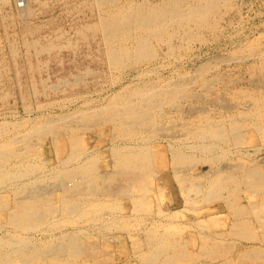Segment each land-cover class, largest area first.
I'll use <instances>...</instances> for the list:
<instances>
[{
	"label": "bare ground",
	"instance_id": "6f19581e",
	"mask_svg": "<svg viewBox=\"0 0 264 264\" xmlns=\"http://www.w3.org/2000/svg\"><path fill=\"white\" fill-rule=\"evenodd\" d=\"M0 2L3 4L7 2L11 3L10 12L7 13V15L10 16L5 14L6 16L4 15V17L0 20V36L7 42L6 46H4L2 41L1 47L0 40V87L5 82L10 81L12 79V74L14 73L16 81L19 85L23 83V80H27L29 81L28 84L32 85V89L37 92V85L41 84L43 85L42 94L47 95L46 88L48 83L46 79L49 78L50 74L48 72V76L45 78V76L42 75V71H50L49 69L51 63L53 62L62 66V68H65V76L60 79V82L66 84L65 88H70L71 92H69L70 95L68 97L70 100L61 105L62 109L70 104H76L79 101H82L84 105H89V107L84 108L80 106V104H82L80 103V107L77 108L78 111L77 109L75 110L76 112L63 111L64 113L48 115L46 119H41L40 122L37 121L38 123L32 127L34 130V136L38 140V142H34V144L28 142L27 138L25 140L24 138H20V136L17 137L16 132L15 134L17 139L14 138L12 140L11 137H9L10 139L6 140H8L10 144H0V162H6L14 156L29 158V151H32L30 154V157H32L34 150H36L33 148H36L38 144L39 148V146L46 143L49 138L51 148L56 149L57 153H55L57 156L60 157L62 151L70 150L66 159L63 158L66 163L72 162L73 160H84L82 162L79 161L77 165L73 164V167H67L65 170H61L59 172L57 171L55 173V178L58 181L57 184H55V186L58 185L57 189L61 192H66L70 196H74L78 201L69 199L70 197H66L64 203H60L63 207L59 208L55 206V202L53 203L54 205L51 204L52 200L50 198L43 199V197H41V194L43 193L40 189L41 186L33 188V186L30 187L31 185L27 186L24 184L23 188H21L22 191L36 192L33 193L35 195L31 196L30 199L22 200L20 203L17 202L18 204L16 203L17 205L15 208H12V206L10 208L7 207L8 201H6V208H8L7 213L10 214L9 221L11 224H14L16 228L21 227V229L25 230L37 227V225L40 222H43L46 218L53 219L55 212L58 210L64 211L66 209V211H69L68 216H70V213L72 215L73 211L78 210L84 204L83 201L76 198V196H81L83 193L96 194L95 192L101 189L102 180L109 178V194L112 198L118 194L122 195L124 193H128L130 195L133 193L134 195L138 193L139 189L140 191L141 189H145L147 190V194L143 195V192L142 195L144 199L148 201V196H153L151 191L158 192V189H161V187H166L168 190L166 200L164 199L165 197L163 198L165 201L163 204L164 206H161V208H167L157 211L155 209L156 212H150L152 214V225L148 226L146 224L148 227L144 228L143 232L140 231V238L142 241L137 242V245L134 248L137 256L135 258L140 259L143 264H180L181 261H187L188 259H190L191 262H199L201 258L215 261V259L221 257H224L227 264H230L228 263L230 255L238 256V258L242 260L249 257H255L256 255L260 258H264V253L261 249L262 247L258 246L260 240L261 243L264 241V169L262 167L260 168L258 161L251 160V162L248 163L250 161L249 160L248 162L241 161L243 163L227 162L226 164L224 163L223 166L214 168L213 162L210 167L208 166L209 168L202 170L203 163L205 161L224 160L228 152H232L235 158L238 156V159L244 160L241 157V148L243 147L244 142H246L244 139L246 133L245 130L255 129L259 132L264 128V92L258 93L259 91L256 92L255 90L250 89L251 87H238V82L231 81L230 79V81L224 82L222 81L223 79L221 80L219 75L212 77V79L203 77L204 79L201 81H194L193 78L189 79L194 82H187V78H185L187 79L186 82L183 79V81L178 79L175 82H171L172 79L170 78L162 82L157 81V83L154 82V80L152 81L148 79L143 82L144 84H141L142 81L140 83H133V81H129V83L123 84L126 79V75L129 73L128 71L132 68H139V66L160 57L161 53L158 51L160 48L159 45H162L163 43L168 44V53L172 52L174 48H176H173L174 40L172 41V38L175 32L173 30H176L177 35L180 32V35L183 37L185 35H193L196 31L202 28L208 27L209 29L217 26V19L219 20V18H216L215 15L219 12L221 6L228 5L227 3L229 0H0ZM221 14L223 13L220 12V15ZM234 24L235 23H233V25ZM240 32L242 31L240 30ZM215 34L217 33L215 32ZM198 36L199 35H197V37ZM191 40L193 41V38ZM185 42L188 41L185 40ZM250 45H252V43ZM258 50L260 49L257 47L256 51ZM234 51L236 50L234 49ZM164 54L166 55V53ZM237 54H240V52ZM245 55L247 56L248 54ZM94 56H97V59L102 62V68L100 70H93L90 67L85 66V68H83L81 65L83 58L90 57V60L96 59ZM223 56L219 57L224 59ZM215 59L218 58L216 57ZM209 61L210 60L206 62L203 61L202 64L198 65V74H203L205 71L207 73V70L205 69L210 67ZM66 63H68V65H65ZM165 65H167V63ZM213 65L214 64L212 63V66ZM251 67L254 68V66ZM148 69L149 68L146 70ZM151 70L146 71L147 74L150 72L152 73ZM146 72L143 71L135 73L138 74L137 76L141 79L142 76L144 77ZM89 74H92L95 80H98V77H95V75H105L108 80V83H106L107 88H112L117 85H121V87H118V90L115 89L116 91L108 96V99L98 103L97 99H99V96L93 97L92 94L94 95L96 92L101 93L105 88L97 84H94V86H88L89 82H87V77ZM198 74H195V76ZM200 75L201 74H199L198 77H201ZM194 79H196V77ZM218 81H222L223 88L232 92L233 97L238 98L239 101L241 100L236 104L222 103V106L228 110L227 113H220L224 110H216V107H213V109L206 103L200 102L201 100H204V102H215L218 96L215 99H211L209 97L211 96L209 95V92L213 89L212 82L214 83ZM196 84H198L203 91L192 88ZM250 85L255 87V85L253 86V83ZM79 87L86 88L84 90H77ZM30 93L31 89L28 87L21 90V95L24 97L29 96ZM204 95L209 96L205 97ZM181 100H185L186 104L182 103L183 101L181 102ZM197 100H199V102ZM242 100L249 101L250 103L248 105H243L244 101ZM218 103H220V101ZM49 104L52 103L49 102ZM27 105L29 106V104ZM167 106L173 107L176 115L172 110L166 109ZM243 106L246 107V109H241ZM41 107L43 108L44 106ZM26 108L29 110V107L26 106ZM186 112L188 114L187 118L185 117V119H183V114H186ZM45 116L46 115H44V117ZM11 123L12 121L0 120V136L3 133L5 134V131L9 129H7V127H9L8 125ZM14 123L16 124L17 122ZM83 129L95 130L96 133H100L98 136L99 138L90 136L88 138H94L95 142L88 143V138L83 133H80ZM25 131L29 130L25 129ZM252 132L253 131L249 133L252 134ZM156 134L163 136V139L168 137L171 140V138H173L175 142L178 141V145L169 140V145L164 144L160 141V139L158 140V138L157 140H154L153 137ZM179 134L184 135L185 138H183L182 135L179 136ZM25 136L28 135L25 134ZM12 137H14V134ZM252 137H250V139ZM260 138L262 137L260 136ZM14 141L19 144H15V146H13ZM251 141L253 142V140ZM257 143L258 141L255 145L252 144L251 146L259 149V147H257L259 144ZM262 143H264V141ZM107 144H111L112 147L110 159L113 162L114 167L113 170L110 172L108 171L105 175H102V173L99 172L100 169L97 168V162L99 161L97 155L100 153V148ZM227 146H229V148ZM219 148L225 153L213 154L215 149ZM248 155L250 154L248 153ZM237 158H233L232 160H237ZM199 161H201V163H199ZM14 164L12 165L14 166ZM25 164L27 165V163ZM33 165L34 163H29L30 169L31 167L37 170L40 168L37 164ZM200 165L201 168H199ZM29 166L27 165L26 167ZM3 170L4 169H2L1 166L0 176H7V172L9 170L6 171L5 169L4 171L6 172ZM58 170H60V168ZM12 171L15 173V170ZM19 171L18 173H13V176L19 175L22 178L26 172L23 170L19 173ZM44 173L46 174V172ZM44 177H42L43 180H45ZM55 178L53 177L51 180ZM167 181L170 183V186L166 183ZM242 185H245L247 190L251 192L252 195L256 194L257 196L258 194L257 199L251 200L253 196H250L251 198H249L247 194L248 198H246L250 199V201L248 203L241 202L239 200L238 193H240V186ZM43 186H45V184ZM48 189L50 188L48 187ZM192 192H195L194 194L201 193L206 202L212 203L205 209L203 218H196L195 216L197 219L195 220L199 221L198 225L201 224V226L204 227H208V225L210 227L221 225V227L220 229H215V231L210 229L211 231L201 230L202 232H199V230L198 232L191 233H189L187 229L185 233H188L189 237L186 239L187 243L185 245L182 243L184 238L179 236L177 237V233L184 230L187 225H185V223L182 224V221L179 222L176 217H181L180 213L184 212V210H189L193 207V202H197L198 199H192ZM181 195L183 199L180 197ZM117 198L118 197H115L114 200ZM136 198H133V200ZM100 201L101 202H96L94 204L90 202V206L92 205L90 210L99 211L101 209H111L109 205L111 202L109 203L107 201L108 203H105L102 202V200ZM1 202L0 206H2ZM61 202H63V200H61ZM112 203L111 207L113 210L118 208L120 209L121 205L115 201ZM173 205H176L177 207L170 208ZM180 206L182 207L180 208ZM3 208L5 209L4 206ZM85 208L86 205L84 206V209ZM159 208L160 207H157V209ZM147 209L149 210V208ZM130 210H133V208ZM199 210L201 211V209ZM61 211L60 215H62ZM87 211L82 210L81 212L89 215L90 213ZM108 211L109 210H107V212ZM226 211L230 213L225 218H221V216H224L223 214ZM97 213L98 212H96V215ZM154 215L159 219L156 217L154 218ZM82 217L84 216L82 215ZM57 218H60V216ZM97 218L101 217L99 216ZM143 219L145 221L144 217ZM255 219L258 223L254 221ZM73 220H75V218ZM62 221H64V219H61V223ZM76 221H78L77 218ZM86 221L88 223V220ZM125 221L126 223L128 222L127 219H125ZM134 222L139 225L137 221ZM187 222L191 223L192 221ZM65 223L67 222L65 221L64 224ZM69 223H71L70 219ZM122 223L124 224V221ZM11 224L9 226H11ZM130 224L131 226H134L132 223ZM3 225L4 224L1 221L0 216V229ZM58 230H61V228ZM10 231L11 230H9V232ZM6 232L8 231L6 230ZM6 232L5 234H7ZM15 233H12V237L9 236V234L0 235V264H48L45 262L46 256L52 260L53 264H84L89 257L94 259L92 264L111 263L101 259L100 246H97L98 248L88 245V247H84L85 245H81L79 243V237L75 234L65 233L62 235L63 240L61 239V241L58 240L57 242L43 238L47 240V243L40 245L33 241L32 236H30L31 234L28 236L29 233L27 235L18 233L14 236ZM81 233L83 232L81 231ZM227 233L230 235L231 241L226 239ZM137 248H139L138 251ZM233 248L235 249L233 250ZM85 249L89 251V253L85 251ZM83 251H85L89 257L81 258V255L79 256V254H82ZM194 263L197 264L196 262ZM85 264L89 263L85 262ZM210 264L212 263L210 262Z\"/></svg>",
	"mask_w": 264,
	"mask_h": 264
},
{
	"label": "rangeland",
	"instance_id": "374dc122",
	"mask_svg": "<svg viewBox=\"0 0 264 264\" xmlns=\"http://www.w3.org/2000/svg\"><path fill=\"white\" fill-rule=\"evenodd\" d=\"M154 1H157V0H154ZM234 2V3H233ZM245 2V3H243ZM11 3H5L3 4L2 2H0V20L4 17V15L7 13L10 12V8H11ZM228 5H224V6H221L220 10H219V14L217 13L215 15L216 18H219V20L217 19V26H215L214 28H202L198 31H196V33H194L193 35H185V36H181L180 35V32L178 33L177 35V32L176 30H173L175 31L174 32V36L172 38V41H173V48L174 50L172 52H167L168 51V44L166 43H161L162 45H159V53L160 54V57L150 61L149 63H145L144 65L142 66H139V68H132L130 71H128L129 73L126 75V79L124 81L123 84H127L130 82L133 81V83H140L141 81V84H144L143 82L144 81H147L148 79L149 80H154V82L157 83V81L159 82H162V81H165L167 79H172L171 82H175L177 81L178 79L180 80H184L185 82H194L195 80H198V81H201L203 80L204 78H207V79H212V77L214 76H220L221 80L226 82V81H234V82H238V87H244V88H249L251 87L250 89H253L255 90L256 92L260 93V92H264V0H229V2L227 3ZM244 4V5H243ZM235 5V6H234ZM241 6V7H240ZM223 8V9H222ZM226 8V9H225ZM230 8V9H229ZM235 8V9H234ZM233 9V10H232ZM241 9V10H240ZM236 11V12H235ZM220 12L223 13L220 15ZM226 12V13H225ZM235 12V13H234ZM230 13V15H229ZM5 15V16H6ZM225 15V16H224ZM239 15V16H238ZM242 15V16H241ZM7 16H10V15H7ZM234 16V17H233ZM238 16V17H237ZM226 18V19H225ZM230 18V19H228ZM234 18V19H233ZM238 18V19H237ZM235 20V21H234ZM232 22V23H231ZM230 23V24H229ZM233 23H235L233 25ZM222 25V26H221ZM225 25V26H224ZM228 25V26H227ZM222 27V28H221ZM259 27V28H258ZM261 28V29H260ZM215 29V30H214ZM218 29V30H216ZM225 29V30H224ZM206 30V31H205ZM214 30V31H213ZM224 30V31H223ZM240 30L242 32H240ZM240 33H239V32ZM260 31V32H259ZM198 32V33H197ZM215 32L217 34H215ZM201 33V34H199ZM244 33V34H243ZM251 33V35H250ZM197 35H199L197 37ZM201 35V36H200ZM254 35V37H253ZM17 37V36H15ZM190 37V39H189ZM176 38V39H175ZM178 38V39H177ZM183 38V39H181ZM188 38V39H187ZM193 38V41L191 40ZM197 38V39H196ZM199 38V39H198ZM204 38V39H203ZM251 38V39H250ZM195 39V40H194ZM201 39V40H200ZM0 40H1V47H2V41H3V45L6 46V40L4 38H2L0 36ZM185 40H187L188 42H185ZM199 40V41H198ZM203 40V41H202ZM248 40V42H247ZM252 40V41H251ZM182 41V42H181ZM184 41V42H183ZM191 41V42H190ZM195 41V42H194ZM190 42V43H189ZM255 44H254V43ZM184 43V44H183ZM246 43H247V46H246ZM252 43V45H250ZM183 44V45H182ZM188 44V45H186ZM190 44V46H189ZM263 44V45H262ZM162 46V47H161ZM165 46V47H164ZM180 46H185L184 49L183 47H180ZM188 46V47H187ZM243 46V47H242ZM249 46V47H248ZM193 47V48H192ZM242 47V48H241ZM257 47L258 51L257 50ZM165 48V50H164ZM179 48V49H178ZM238 48V49H237ZM256 48V49H255ZM163 49V50H162ZM234 49L236 51H234ZM247 49V51H246ZM252 49H255V50H252ZM187 50V51H186ZM240 50V51H239ZM262 50V51H261ZM163 51V52H161ZM95 52V51H94ZM233 52V53H232ZM235 52V53H234ZM240 52V54H237V53ZM250 52V53H249ZM252 52V53H251ZM260 52V53H259ZM262 52V53H261ZM166 53V55L164 54ZM93 54V52H92ZM182 54V55H181ZM237 54V56H236ZM245 54H248L247 56ZM260 54V55H259ZM162 55V56H161ZM165 55V56H164ZM168 55V56H167ZM170 55V56H169ZM224 55V56H223ZM240 55V57H239ZM243 55V56H242ZM181 58H180V57ZM224 57L223 58H220V57ZM246 56V57H245ZM96 57V59H91L90 60V57H84L82 62H81V65L83 68L85 67H90L91 69L93 70H100L102 68V62L100 60L97 59V56H94ZM218 58V59H215V58ZM239 57V58H238ZM261 57V58H260ZM178 58V59H176ZM228 58V59H227ZM158 59V60H157ZM170 59V60H169ZM207 59V60H206ZM221 61H220V60ZM223 59V60H222ZM230 59V60H229ZM238 59V61H237ZM244 59V60H243ZM247 59V60H246ZM257 59V60H256ZM89 60V61H88ZM162 60V61H161ZM172 60H175V61H172ZM209 61V65L210 67L205 69L207 70V73L206 71L202 74V73H199L201 74L200 76L201 77H198V65L202 64L203 61ZM216 60V61H215ZM219 60V61H218ZM157 63H155V62ZM167 61V62H166ZM241 61V62H240ZM85 62V63H84ZM175 62V63H174ZM239 62V63H238ZM152 63V64H151ZM167 63V65H165ZM175 65H174V64ZM184 63V64H183ZM212 63L214 64L212 66ZM84 64V65H83ZM156 64V65H155ZM161 64V65H160ZM165 66H163V65ZM180 64V65H179ZM183 66H182V65ZM65 65H68V63H66ZM88 65V66H87ZM151 65V67H150ZM85 66V67H84ZM148 66V67H147ZM154 68H153V67ZM158 66V67H157ZM181 66V67H180ZM250 66V67H249ZM251 66H254V68H252ZM162 67V68H161ZM179 67V68H178ZM196 67V68H195ZM214 67V68H213ZM147 68H149L148 70L152 71V73L150 72L149 74H147L146 70ZM166 68V69H165ZM168 68V69H167ZM174 68V69H173ZM65 68L62 66H59L58 64H55V63H51V66H50V71H46V70H43L42 72V75L45 76V78L48 76V72H49V78L46 79L47 80V88H46V91H47V95H44L42 94V89H43V85L41 84H38L37 85V92L32 89V85L31 84H28L29 81L27 80H23V83L19 85V83L16 81V76L14 75V73L12 74V79L10 81H7L5 82L3 85H1L0 87V120L1 121H12V127H11V124H9L7 127V131H5V134L3 133L1 136H0V144H10V142H8V140L6 139H10L9 137H11V139L13 140L14 138H16V134H17V137L20 136V138H24L26 140L27 138V141L34 144V142H38V140L36 139V137L34 136V130L32 129L33 125L37 124L38 122H40V120L42 119H46V117L48 115H56L58 113H64L65 111L68 112V111H75L77 108H79L80 106L86 108V107H89V105H84L82 103V101H79L78 103H73V104H70L69 106H66L62 109L61 105L64 103V102H68L70 99L68 98L69 97V92H70V88L66 87V84H64L63 82H60V79L64 78L63 76H65ZM197 69V71H196ZM209 69V70H208ZM217 69V71H216ZM136 70V71H135ZM180 70V72H179ZM213 70V71H212ZM223 70V71H222ZM225 70V71H224ZM262 70V71H261ZM146 72V74L144 75V77L142 76V78L140 79L139 76H137L138 72ZM172 71V73H171ZM175 71V72H174ZM179 74H178V72ZM186 71V72H185ZM195 71V72H193ZM133 72V73H132ZM136 72V73H135ZM158 72V73H157ZM177 72V73H176ZM197 72V73H196ZM227 72V74H226ZM166 73V74H165ZM186 73V74H185ZM210 73V74H209ZM153 74V75H152ZM169 74V75H168ZM179 76H178V75ZM184 74V75H183ZM195 74H198L197 76H195ZM212 74V75H211ZM223 74V75H221ZM238 76H237V75ZM258 74V75H257ZM261 74V75H260ZM101 75V74H99ZM150 75V76H149ZM155 75V76H154ZM167 75V76H166ZM173 75V77H172ZM181 75V76H180ZM183 75V76H182ZM253 77H252V76ZM137 76V77H136ZM153 76V77H152ZM170 76V77H169ZM185 76V77H184ZM226 76V77H225ZM261 76V77H260ZM14 77V78H13ZM95 77H98V80H95L94 79V76L92 74H89V76L87 77V82H89L88 86H94V84H97L99 86H102L104 87L105 89L101 92V93H95L94 95L92 94L93 97H98L99 99L98 100V103L100 102H103L105 101L106 99H108V96H110L113 92H115L116 90H118L121 85H117V86H114L112 88H107V85L106 83H108V80L107 78L105 77V75H102V76H98V75H95ZM156 77V78H155ZM160 79H159V78ZM162 77V78H161ZM191 77V78H190ZM196 77V79H194ZM204 77V78H203ZM232 77V79H231ZM187 78V79H185ZM193 80H189V79H192ZM235 80H234V79ZM248 78V79H247ZM256 78V79H255ZM261 78V79H259ZM58 79V80H57ZM159 79V80H158ZM230 79V80H229ZM241 79V80H240ZM103 80V81H102ZM136 80V81H135ZM182 80V81H183ZM222 81H218V82H212V85H213V89L212 91H210L209 95H206V96H209L211 99H215L217 96L218 98L215 100V102H204V100H201L200 102H203V103H206L209 107H216L215 109L218 110V109H221V110H224V111H221L220 113H227L228 110L225 109L222 105V103H227V104H231V103H239L240 101L238 100V98H235L233 97V94L232 92H230L229 90L223 88V84H222ZM253 81V82H252ZM100 82V83H99ZM251 82V83H250ZM197 83H200V82H197ZM221 83V84H220ZM253 83V86L255 85V87H252V84ZM262 83V84H261ZM57 84V85H56ZM60 84V85H59ZM196 84L195 86H193L192 88L194 89H199V90H202L200 88V86ZM25 87H28L29 89H31V93L29 96H26L24 97L23 95H21V90ZM119 87V88H118ZM257 87V88H256ZM86 87H79L77 88L78 89H82L84 90ZM109 89V90H108ZM116 89V90H115ZM216 89V90H215ZM257 89V90H256ZM54 91V92H53ZM56 91V92H55ZM109 91V92H108ZM203 91V90H202ZM205 91V90H204ZM225 91V92H224ZM35 92V93H33ZM41 92V93H40ZM60 92V93H59ZM229 92V93H228ZM71 93V92H70ZM108 93V94H107ZM7 94V95H6ZM208 94V92H207ZM215 94V95H214ZM221 94V95H220ZM36 95V96H35ZM67 97H66V96ZM220 95V96H219ZM23 96V98H22ZM50 96V97H49ZM103 96V97H102ZM205 96V95H204ZM205 96V97H206ZM7 97V98H6ZM106 97V98H105ZM227 97V98H226ZM232 99H231V98ZM237 97V96H236ZM56 98V99H55ZM224 98V99H223ZM229 98V100H228ZM53 99V100H52ZM59 99V100H57ZM235 99V100H234ZM48 100V101H47ZM65 100V101H64ZM234 100V101H233ZM237 100V101H236ZM34 103H32V102ZM52 101V102H51ZM59 101V102H58ZM183 101V102H182ZM199 102V100H197ZM220 101V103H218ZM223 101V102H221ZM227 101V102H226ZM229 101V102H228ZM244 101L241 102L243 103V105H248L250 102L249 101H246V100H242ZM18 102V103H17ZM52 103V104H49ZM182 103L186 104L185 103V100H181ZM47 103V104H46ZM82 103V104H80ZM211 103V105H210ZM224 103V104H225ZM29 104V106L27 105ZM32 104V105H31ZM54 104V105H53ZM57 106H56V105ZM80 104V106H79ZM215 104V105H214ZM47 105V106H45ZM74 105V106H72ZM24 106V108H23ZM29 107V110L26 108ZM39 106V107H38ZM41 106H44L43 108ZM91 106V105H90ZM38 107V108H37ZM60 107V108H59ZM71 107V108H70ZM186 107V106H185ZM15 108V109H14ZM26 108V109H25ZM67 108V109H66ZM223 108V109H222ZM166 109L168 110H172L175 115H176V112L174 111V108L171 107V106H167ZM214 109V108H213ZM241 109H246V107H241ZM5 110V111H4ZM26 112H25V111ZM7 111V112H6ZM14 111V112H13ZM51 111V112H50ZM64 111V112H63ZM78 111V109H77ZM4 112V113H3ZM30 112V113H28ZM76 112V111H75ZM32 113V114H31ZM41 113V114H40ZM46 113V114H45ZM56 113V114H55ZM3 114V115H2ZM28 115V116H27ZM40 115V116H39ZM44 115H46L44 117ZM187 112L186 114L184 113L183 114V119H185V117L187 118ZM23 116V117H22ZM38 117V119H37ZM27 118V119H26ZM28 118H31V119H28ZM4 119V120H3ZM22 119V120H21ZM178 120H181V119H178ZM34 123H33V122ZM38 121V122H37ZM14 122H17L16 124ZM23 122V123H22ZM26 123V124H25ZM15 124V125H14ZM14 125V126H13ZM18 128H17V127ZM20 126V127H19ZM14 127V128H13ZM31 127V128H30ZM28 128V129H27ZM32 130H30V129ZM13 129V130H12ZM26 130H29V131H25ZM11 130V131H9ZM84 130V131H83ZM82 131H80V133L84 134L87 138L90 137V136H93V137H96V138H99L98 136L100 135V133H96L95 130H86V129H83ZM264 130V128H263ZM257 131L255 129H250V130H245V141L244 142V145L243 147L241 148L242 149V159L244 160H240L238 159L237 157V160H232L233 158L236 159L232 152H228L227 155L225 156V159L224 160H210V161H205L203 163V168L202 170H206L207 168H209L211 166V163H213V168L214 167H218V166H223L224 163L226 164L227 162H233V163H243L244 161H249L248 163L251 162V160L253 161H258L259 162V166L260 168L262 167L264 169V143H262L264 141V131ZM22 131V132H21ZM25 131V132H24ZM252 132L249 133V132ZM9 132V133H8ZM16 132V134H15ZM18 132H19V135H18ZM21 132V134H20ZM24 132V133H23ZM29 134H28V133ZM178 132V131H177ZM32 133V134H31ZM181 133V132H180ZM261 133V134H260ZM14 134V137H12ZM28 135V136H25ZM98 134V135H97ZM258 134V135H257ZM4 135V136H3ZM182 134H179V136H181ZM253 135V137H252ZM30 136V137H29ZM249 136V138H248ZM260 136L262 138H260ZM160 137V138H159ZM183 138L184 135H182ZM250 137H252L250 139ZM49 138V136H48ZM47 138V139H48ZM103 138V137H102ZM105 138V136H104ZM158 140L160 139V141H162L164 144H168V140L169 141H173V143L177 144L178 145V141L175 142V140L173 138H164L163 139V136H159L158 134H156L153 139L154 140ZM17 139V138H16ZM15 139V140H16ZM30 139V141H29ZM91 139V140H90ZM11 140V141H12ZM32 140V142H31ZM88 143H91V142H95L94 141V138H88ZM167 140V142H166ZM253 140V142L251 141ZM10 141V140H9ZM258 141L257 144H259L257 147H259V149L257 148H253L251 145H255L256 142ZM8 142V143H7ZM260 142V143H259ZM13 146H15V144H19L18 142L16 143V141L13 142ZM23 144V143H22ZM247 144V145H246ZM262 144V145H261ZM39 145V144H38ZM38 145L36 146V148L34 147L33 149H36L34 150L33 152V155L32 157H30V154L32 153V151H29V158H23L22 156H14L12 157V159L10 160H7L6 162H0V168L2 166V169H6V171H8V175L7 176H0V202L2 203L0 206V209L3 208V206L5 207V209H1V221L3 222V226L1 227L0 229V235L2 234H5L6 230L8 232H6L7 234L5 235H8L9 236H13V234L15 233L14 236H16L18 233H21L23 235H27L28 233V236H32L33 238V241L40 244V245H44L47 243V240H52L54 242H57L58 240L61 241V239L63 238V234L67 233V234H75L77 237H79V243L82 245H85L84 247H88V246H95V247H99L100 250H101V255H104V256H101V259L102 260H105L106 262H111L110 264H143L140 259L138 258H135L137 257L136 256V253H135V246L137 245V242L139 241H142V239L140 238V234L141 232L144 231V228H147L149 225L151 226L152 225V214L150 212H156L157 210H163V209H166L167 207L165 208H161V206L164 204V200L163 198L166 200V197H167V193H168V190L166 187H161V189H158V192H154V191H151L153 193V196H148V201L144 199L143 195L147 194V190L145 189H139L138 193L134 194L133 193L130 195L128 193H124V194H118L117 196L115 197H118L117 199L114 200V198H112V196L109 194L110 193V186L109 185V178L105 180L103 179L102 182H101V189L99 191H96L95 193L96 194H81V196H76V198H78L79 200H82L83 201V205L81 206V208H79L78 210H75L72 212V215L70 213V216L69 215V211H66V209L64 211H61V210H58L55 212V216L54 218H46L45 220H43V222H40L37 227L35 228H32V229H21V227H17L14 225V224H11L10 221H9V213L8 212V208H6V201H8V206L7 207H11L12 208H15L16 205L18 203H20L22 200H25V199H30L31 196L35 195L33 193H35L36 191H31V192H26V191H22L21 188H23L24 184H26L27 186H30L33 188L35 187H40L41 191L43 192L41 194V197H43V199H51L52 202L51 204H55L56 207H63V204L64 203V200L66 199V197H70L69 199H72V200H76L74 196H70L69 194H67L66 192H61L60 190L57 189L58 185L55 186V184H57V179L55 178L56 176V172L58 171H61V170H65L67 167H73L75 165L78 164V162H82L84 160H79V161H72V162H69V163H66L64 159H66L67 157V154L70 150H65V151H62L61 152V155L60 157L56 155V149H53L51 148V143H50V138L47 140L46 143H43L39 146L38 148ZM17 146V145H16ZM110 146V147H109ZM11 147H12V144H11ZM229 148V146H227ZM104 148V149H103ZM256 149V150H255ZM261 149V150H260ZM55 150V151H54ZM220 151V152H219ZM250 151V152H248ZM56 152V153H55ZM218 152V153H217ZM224 151H222L220 148L219 149H215V151L213 152V154H220V153H223ZM247 152V153H246ZM255 152V153H254ZM112 153V147H111V144H107L105 146H102V148H100V153L97 155L98 156V159L99 161L97 162V168L100 169V173H102V175L104 174H107L108 171L110 172L111 170H113V162L111 161L110 159V154ZM225 153V152H224ZM248 153L250 155H248ZM235 155V154H234ZM39 156V157H38ZM41 156V157H40ZM101 156V157H100ZM38 157V158H37ZM57 157V158H56ZM231 157V158H229ZM14 158V159H13ZM16 158V159H15ZM26 160V161H25ZM47 160V161H46ZM261 160V161H260ZM263 160V162H262ZM24 161V162H23ZM202 161V160H201ZM201 161H199V163H201ZM235 161V162H234ZM238 161V162H237ZM243 161V162H241ZM34 163L37 164L40 168L37 169H33L31 167L30 169V166H29V163ZM48 162V163H47ZM77 162V163H76ZM2 163V164H1ZM16 166H15V164ZM24 163V164H23ZM27 163V165L29 167H26L27 165L25 164ZM14 164V166L12 165ZM63 164V165H62ZM66 164V165H65ZM99 164V165H98ZM7 167H6V166ZM10 165V166H9ZM33 165V166H34ZM71 165V166H70ZM262 165V166H261ZM24 166V168H23ZM205 166V167H204ZM209 166V167H208ZM4 167V168H3ZM54 167V168H53ZM57 167V168H56ZM106 167V169H105ZM111 167V168H110ZM27 168V169H26ZM29 168V169H28ZM44 168V169H42ZM60 168V170H58ZM199 168H201V165L199 166ZM33 169V170H32ZM53 169V171H52ZM105 171H104V170ZM3 170V171H4ZM12 170H15V173H18V171L20 170L21 172L24 170V175L22 176H19V175H16V176H19V177H16V176H13L15 173L12 171ZM37 170V171H36ZM51 170V171H49ZM107 170V172H106ZM4 171V172H6ZM19 171V173H20ZM28 171V172H27ZM38 172V173H37ZM46 172V174L44 173ZM12 173V174H11ZM14 173V174H13ZM49 173V174H48ZM51 173V174H50ZM54 173V174H53ZM11 174V175H10ZM29 174V175H28ZM34 174V175H33ZM26 175V177H25ZM51 175V177H50ZM55 179L51 180L53 177ZM30 176V177H29ZM36 176V178H35ZM39 176V177H38ZM41 176V177H40ZM45 176V177H44ZM47 176V177H46ZM3 177V178H2ZM15 177V178H13ZM33 177V178H32ZM42 177H44L45 180L42 179ZM11 178V179H10ZM23 181H21L20 180ZM26 178V179H25ZM32 178V179H31ZM40 178V179H39ZM8 179V180H7ZM10 179V180H9ZM29 179V180H28ZM35 179V180H34ZM6 180V182H5ZM15 180V181H14ZM19 180V181H18ZM39 180V181H38ZM21 181V182H20ZM30 183H29V182ZM45 181V182H44ZM54 181V182H53ZM12 182V183H11ZM26 182V183H24ZM32 182V183H31ZM40 182V183H39ZM56 182V183H55ZM42 183V184H41ZM52 183V184H51ZM103 183V184H102ZM106 183V184H105ZM167 184H169L170 186V183L167 181L166 182ZM165 183V185H166ZM35 184V185H34ZM39 184V185H38ZM45 184V186H43ZM6 185V186H5ZM8 185V186H7ZM21 187H20V186ZM25 185V186H26ZM49 185V186H48ZM51 185V186H50ZM19 186V187H17ZM47 186V187H46ZM15 189H14V188ZM48 187L50 189H48ZM13 188V189H12ZM20 188V189H19ZM43 188H47V189H43ZM109 188V189H108ZM43 189V190H42ZM52 189V190H51ZM107 189V191H106ZM240 193H238V196H239V200L241 202H244V203H248L250 201V199H247L248 196L249 198H251V200H255L257 199L258 197V194L256 196V194L252 195L251 192H249L247 190V187L245 185H242L240 186ZM15 192H14V191ZM17 190V191H16ZM20 190V191H19ZM48 190V192H47ZM102 190V191H101ZM247 190V191H246ZM14 193H13V192ZM51 191V192H50ZM55 192V193H54ZM104 192V193H103ZM144 192V194L142 195V193ZM170 192V191H169ZM246 192V193H244ZM18 193V194H17ZM32 193V194H30ZM49 193V194H48ZM64 193V194H63ZM141 193V194H140ZM156 193V194H154ZM195 192H192V199H195L197 200L196 203L193 202V207L190 208L189 210H184V212L180 213V216L181 217H176L177 220H179V222H181L182 224L185 223V225H187L186 228H184V230H182L181 232L177 233V237H181V238H184V241H182L183 244L186 245L187 243V240L188 239V233H185L188 229L189 233L191 232H202L201 230L203 231H215V229H220L221 225L217 226H209L208 227H204V226H201L198 225L199 221H196L197 219L196 218H203L204 217V214H205V209L208 208L210 206V204H212L211 202H206L203 198V196L201 195V193H196L194 194ZM15 194V195H13ZM30 196H28V195ZM48 194V195H47ZM99 194V195H97ZM128 194V195H127ZM248 194V196H247ZM251 194V195H250ZM23 195H26V196H23ZM39 195V194H38ZM55 195V196H54ZM62 195V196H61ZM102 195V196H101ZM105 195V196H104ZM121 195V196H119ZM141 195V196H140ZM159 195V196H158ZM14 196V197H13ZM22 196V197H21ZM111 198H110V197ZM161 196V197H160ZM237 196V197H238ZM251 196V197H250ZM256 198H255V197ZM72 197V198H71ZM81 199H80V198ZM97 197V198H96ZM100 197V198H99ZM137 197V198H136ZM152 199H151V198ZM155 197V198H154ZM182 198V195L180 196ZM247 197V198H246ZM54 200H53V199ZM63 198V199H62ZM74 198V199H73ZM102 198V199H101ZM108 198V199H107ZM133 198H136L135 200H133ZM57 202H56V200ZM63 200V202H61V200ZM89 199V200H87ZM92 201H91V200ZM94 199V200H93ZM132 199V200H131ZM183 199V198H182ZM246 199V200H245ZM14 200V201H13ZM100 200H102V202H105V203H110V208L111 209H101L99 211H91L90 209L92 208L90 206V204H94L96 202H101ZM104 200V201H103ZM158 200V201H157ZM201 200V201H200ZM78 201V200H76ZM108 201V202H107ZM115 201L116 203H118L119 205H121L120 209H116V210H113L112 209V202ZM118 201V202H117ZM133 203H131V202ZM4 202V203H3ZM18 202V203H17ZM86 202V204H85ZM91 202V203H90ZM135 202V203H134ZM148 202V204H147ZM152 202V203H151ZM203 202V203H202ZM17 203V204H16ZM61 203V204H60ZM138 203V204H137ZM157 203V204H156ZM159 203V204H158ZM198 203V204H197ZM201 203V204H199ZM53 204V205H54ZM89 204V205H87ZM138 206H136V205ZM140 204V205H139ZM65 205V204H64ZM86 205V208L84 209V206ZM197 205V206H196ZM89 206V207H87ZM133 206V207H132ZM140 206V207H139ZM160 207L159 209H157V207ZM164 206V205H163ZM199 206V207H198ZM54 207V206H53ZM177 206L176 205H173L171 206L170 208H176ZM182 206H180L181 208ZM202 207V208H201ZM131 208H133V210H130ZM136 208V209H135ZM149 208V210L147 209ZM62 209V208H61ZM156 209V211H155ZM201 209V211L199 210ZM84 211V210H88L87 212H89L90 214L87 215V214H83V212L81 211ZM91 212H90V211ZM107 210H109L107 212ZM112 212H111V211ZM135 210V211H134ZM60 211L62 212L61 214L63 215H60ZM79 211V212H78ZM104 211V212H103ZM188 211V212H187ZM64 212V213H63ZM67 212V213H66ZM76 212V213H75ZM96 212L97 215H96ZM117 212V213H116ZM191 212V213H190ZM66 213V215H65ZM79 213V214H78ZM81 213V214H80ZM110 213V214H109ZM130 213V214H129ZM135 213V214H134ZM193 213V214H192ZM230 212L226 211L224 212V216H221V218H225ZM75 214V216H74ZM77 214V215H76ZM100 214V215H99ZM107 214V216H106ZM114 214V215H113ZM184 214V215H182ZM60 218H57L59 217ZM82 215L84 217H82ZM105 217H104V216ZM133 215H136V216H133ZM144 215V216H142ZM150 215V216H149ZM73 216V217H72ZM92 219H90L89 218ZM94 216V217H93ZM101 217V218H97V217ZM109 216V217H108ZM124 218H123V217ZM129 218H126V217ZM148 216V217H147ZM196 216V218H195ZM82 217V218H81ZM107 217V219H106ZM120 217V218H119ZM122 217V218H121ZM143 217L145 218V221L143 219ZM158 218L157 216L154 215V218ZM4 218V219H3ZM57 218V219H56ZM66 218V219H65ZM68 218V219H67ZM75 218V220H73ZM76 218L78 221H76ZM79 218V219H78ZM83 218H86V219H83ZM91 222H90V220ZM119 218V219H117ZM134 218V219H133ZM141 218V219H140ZM147 218V219H146ZM181 218V219H180ZM49 222H48V220ZM52 219V220H51ZM61 219H64V221H62L61 223ZM69 219L71 221V223H69ZM72 219V220H71ZM83 219V221H82ZM99 221H97V220ZM100 219V220H99ZM125 219H127V223L125 221ZM150 219V220H149ZM159 219V218H158ZM196 219V220H195ZM8 220V221H7ZM51 220V221H50ZM86 220H88V223L87 221L85 222ZM107 222H106V221ZM144 222H143V221ZM148 220V221H146ZM154 220V219H153ZM7 221V222H6ZM56 221V222H55ZM59 221V223H58ZM67 222L64 224V222ZM75 221V222H74ZM102 221V222H101ZM120 223H119V222ZM124 221V224L122 223ZM134 221H137L139 225H137L136 222ZM141 221V222H140ZM187 221H192L191 223H188ZM256 223H258V221L255 219L254 220ZM11 226H9L10 224ZM74 222V224H73ZM80 222V223H79ZM84 222V223H83ZM90 222V223H89ZM94 224H93V223ZM113 222V223H111ZM175 222V221H173ZM43 223V224H42ZM46 225H45V224ZM53 223V224H52ZM87 223V224H86ZM98 225H97V224ZM111 223V224H110ZM116 223V224H115ZM134 225V226H131V224ZM135 223V224H133ZM142 223V224H141ZM8 224V225H7ZM60 224V225H58ZM77 224V225H76ZM113 224V225H112ZM115 224V225H114ZM130 224V226H129ZM148 226H147V225ZM192 224V226H191ZM54 225V226H53ZM66 225V226H65ZM91 227H89V226ZM93 225V227H92ZM96 225V226H94ZM102 225V226H101ZM104 225V226H103ZM111 225V226H110ZM117 225H120V226H117ZM146 225V227H145ZM8 226V227H7ZM14 226V227H13ZM41 226V227H40ZM106 226V227H105ZM199 226V227H198ZM40 227V229H39ZM75 227V228H74ZM89 227V228H88ZM113 227V228H112ZM125 227V228H123ZM127 227V228H126ZM129 227V228H128ZM190 227V229H189ZM10 228V229H9ZM12 228V229H11ZM14 228V229H13ZM37 228V229H36ZM61 230H58L60 229ZM71 228V229H70ZM78 228V229H77ZM87 228V230H86ZM94 228V229H93ZM98 228V229H97ZM103 228V229H102ZM110 228V229H109ZM122 228V229H121ZM134 228H135V231H134ZM142 228V230H141ZM195 228V229H193ZM16 229V230H15ZM18 229V230H17ZM69 229V231H68ZM82 229V230H81ZM93 229V230H92ZM115 229V230H114ZM211 229V230H210ZM260 229V228H259ZM5 230V231H4ZM9 230H11L9 232ZM28 230V231H27ZM42 230V231H41ZM71 230V231H70ZM74 230V232H73ZM78 232H77V231ZM83 233H81V231ZM107 230V231H106ZM112 230V231H110ZM122 230V231H120ZM133 230V231H132ZM46 231H50V232H46ZM57 231V232H56ZM68 231V232H67ZM118 231V232H117ZM132 231V232H131ZM141 231V232H140ZM3 232V233H2ZM31 232V233H30ZM37 232V233H36ZM40 232V233H39ZM76 232V233H75ZM90 232V233H89ZM99 232V233H98ZM108 232V233H107ZM115 232V233H114ZM117 232V233H116ZM126 232V233H125ZM130 232V233H129ZM2 233V234H1ZM13 233V234H12ZM43 233V234H42ZM61 233V234H59ZM181 233V234H180ZM11 234V235H10ZM34 236H33V235ZM55 234V235H54ZM81 234V235H80ZM130 234V235H129ZM184 234V235H183ZM186 234V235H185ZM38 235V236H37ZM50 235V237H49ZM58 235V236H57ZM60 235V236H59ZM128 235V236H127ZM40 236V237H39ZM45 236V237H44ZM85 236V237H84ZM130 236V237H129ZM133 236V237H132ZM36 237V238H35ZM53 237V238H52ZM56 237V238H55ZM60 237V238H59ZM98 237V238H97ZM43 238H46V239H43ZM88 238V239H87ZM132 238V239H131ZM57 239V240H56ZM90 239V240H89ZM111 239V240H110ZM226 239L231 241L230 239V235L227 233L226 234ZM38 240V241H36ZM41 240V241H40ZM44 240V241H42ZM63 240V239H62ZM66 240V239H65ZM98 240V241H97ZM46 241V242H45ZM83 241V242H82ZM111 241V242H110ZM131 241V242H130ZM41 242V243H40ZM45 242V243H44ZM67 242V240H66ZM87 242H90V243H87ZM119 242V243H118ZM43 243V244H42ZM98 243V244H97ZM263 243V244H262ZM261 243V240H260V243H259V247L261 246L262 250H263V253H264V241H262ZM97 244V245H96ZM115 244V245H114ZM127 244V246H126ZM88 245V246H87ZM111 245V246H110ZM125 245V246H124ZM117 246V247H116ZM97 247V248H98ZM107 247V248H106ZM112 247V248H111ZM127 247V248H126ZM125 249V250H124ZM235 248H233L234 250ZM107 250V252H106ZM128 251V254H127V251ZM139 250V248H137V251ZM85 251H87L85 249ZM83 251L82 254H79V256L82 258H87L89 257L88 254H86V252ZM89 253V251H87ZM112 252V253H110ZM132 252V253H130ZM99 253V254H100ZM135 253V254H134ZM68 255V254H66ZM108 255V256H107ZM134 255V256H133ZM107 256V257H105ZM121 256V257H120ZM128 256V257H127ZM66 257V256H65ZM103 257V258H102ZM256 257V258H255ZM255 257H249V258H245V259H239L238 256H231L230 255V259L228 260V263L230 264H264V258H260L258 257L257 255ZM47 258V259H46ZM45 258V262L48 263V264H53L52 260L49 259L47 256ZM90 258V259H89ZM87 259V261H85L86 263H89V264H92L94 262V259L92 257H89ZM129 258V259H128ZM120 259V260H118ZM259 259V261H258ZM51 260V261H50ZM118 260V261H117ZM237 262H236V261ZM204 261V262H203ZM240 261V262H239ZM52 262V263H51ZM84 262V264H85ZM123 262V263H122ZM126 262V263H125ZM194 262H196L197 264H210V262L212 264H227V261L224 259V257L222 258H218V259H215V261H211V260H208L206 258H201L198 261H192L190 259H188L187 261H181L180 264H195ZM215 262V263H214ZM221 262V263H220Z\"/></svg>",
	"mask_w": 264,
	"mask_h": 264
}]
</instances>
